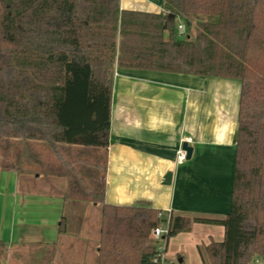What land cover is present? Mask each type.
Returning <instances> with one entry per match:
<instances>
[{"label": "trees", "instance_id": "obj_1", "mask_svg": "<svg viewBox=\"0 0 264 264\" xmlns=\"http://www.w3.org/2000/svg\"><path fill=\"white\" fill-rule=\"evenodd\" d=\"M178 17L187 39L174 37ZM118 69L241 81L230 210L171 214L165 239L220 225L224 239L200 248L205 264L264 260V0H164L160 13L121 0H0V137L49 143L72 167L59 145L107 148ZM91 199L103 203L97 264H157L148 239L167 222L160 211L107 204L105 190Z\"/></svg>", "mask_w": 264, "mask_h": 264}, {"label": "crops", "instance_id": "obj_2", "mask_svg": "<svg viewBox=\"0 0 264 264\" xmlns=\"http://www.w3.org/2000/svg\"><path fill=\"white\" fill-rule=\"evenodd\" d=\"M236 81L118 69L107 148L59 145L72 167L49 143L28 140L39 151L18 153L14 165L0 168V264H97L102 221L93 216L101 207L91 193L101 190L117 207L224 219L239 128L242 84ZM184 142L193 153L180 160ZM224 236L223 226L193 222L190 232L164 240V258L205 264L194 251Z\"/></svg>", "mask_w": 264, "mask_h": 264}, {"label": "rangeland", "instance_id": "obj_3", "mask_svg": "<svg viewBox=\"0 0 264 264\" xmlns=\"http://www.w3.org/2000/svg\"><path fill=\"white\" fill-rule=\"evenodd\" d=\"M163 4H164V0H121V7H123V5H124V7H123L124 9H128V10H142V11H149V12H154V13L162 12ZM179 26H183L184 29H185V32H184L183 36H181L178 33V27ZM189 35H190V33H189L188 29H187V26H186L185 22L183 21V19L178 17L176 19V30H175V33H174V37L176 39H187ZM236 82L240 83L239 80L236 81ZM19 142H21V143L18 144L14 140H12L11 138L5 139L3 137H0V168H5V167H9L10 168V166L14 165L16 163V156L18 155V153L25 152L26 155L31 156L33 154H36V152L39 151L37 149V145H35L36 143H29L28 140H20ZM22 143H23V145H21ZM18 147H19V150H17ZM67 155H66V157L68 159H71V157L67 156ZM31 164H32V162H31ZM77 168L79 170L81 168V166L77 165ZM69 171H70V168H67V169H65L64 172H69ZM97 204H99V206L101 208H99L98 212H96L94 214V216H93V221L94 222H96L97 219H98V221H100V219L102 221V207H103V203H97ZM100 209H101V215H100ZM101 226H102V222H101ZM148 242H149V244L155 245V246L165 243L164 240L158 241V240L153 239L151 235H150V237L148 239ZM200 248H202V246ZM199 252H200V250H199ZM199 252L194 251L195 257L196 256H199V257L201 256V254ZM185 254H183V255L185 256ZM179 258L180 257H178L177 255L169 256V260H170V262L172 264H183V263L179 262ZM187 263H188V260L186 261L185 264H187ZM189 263H191V262H189ZM198 264H201L200 260H198Z\"/></svg>", "mask_w": 264, "mask_h": 264}, {"label": "built area", "instance_id": "obj_4", "mask_svg": "<svg viewBox=\"0 0 264 264\" xmlns=\"http://www.w3.org/2000/svg\"><path fill=\"white\" fill-rule=\"evenodd\" d=\"M184 32H185L184 27L183 26H179L178 27V33L181 36H183ZM178 158L180 160H185L187 158V152L183 148L179 151ZM158 216L159 217H164L163 213H161V212H159ZM166 218H167V222H165V224H162V225L156 227L152 231L151 236H152L153 239L158 240V241L166 240L165 239V235L168 232V222H169L170 215L167 216ZM156 248H157V251H158V257L154 259V262L157 263V264H170V263L166 262V260L164 258L165 245L164 244H159V245L156 246ZM255 264H264V260L263 259H257L255 261Z\"/></svg>", "mask_w": 264, "mask_h": 264}, {"label": "water", "instance_id": "obj_5", "mask_svg": "<svg viewBox=\"0 0 264 264\" xmlns=\"http://www.w3.org/2000/svg\"><path fill=\"white\" fill-rule=\"evenodd\" d=\"M174 17V15H171ZM182 148L187 152V158L190 159L193 153V148L189 146L188 143L184 142Z\"/></svg>", "mask_w": 264, "mask_h": 264}]
</instances>
